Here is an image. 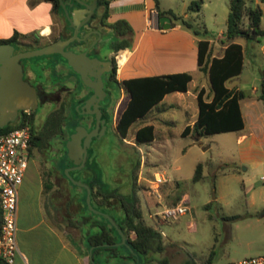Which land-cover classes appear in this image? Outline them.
<instances>
[{"label": "rangeland", "instance_id": "rangeland-1", "mask_svg": "<svg viewBox=\"0 0 264 264\" xmlns=\"http://www.w3.org/2000/svg\"><path fill=\"white\" fill-rule=\"evenodd\" d=\"M157 1L160 11L171 8L177 15L185 12L184 17L193 26L207 31L205 38H217L225 30L229 0H203L196 12L186 8L191 0ZM255 6L261 9L260 28L264 32V2L245 0V8ZM52 18L54 23V14ZM242 21L247 22L246 15ZM234 41L246 46L247 50L241 73L231 77L226 85L236 84L244 92V98L264 96V34L257 41L242 36L235 37ZM121 50L124 49L118 52ZM199 75L198 80L195 77L189 82L186 93L166 94L145 117L128 127L124 138L115 128H110L93 143L89 155L88 161H94L99 173L97 187L113 192L127 206L135 202L143 222L160 232L162 248L156 250L155 240L148 242L147 264H181L187 253L199 264L234 263L254 256L264 238V180L260 179L264 178V161L253 165L241 160L235 131L199 137L191 132L180 135L184 125L191 124L196 117V85L203 84L205 98L210 95L206 76ZM121 77L122 72L117 79ZM113 95L118 97L119 111L126 103L127 94L120 88L119 91L115 89ZM244 102L242 99L241 105ZM54 106V103L39 106L37 116L43 119ZM145 123L153 124L154 138L150 142L137 143L134 130ZM254 127L259 139H264V124L262 129ZM197 163L201 165V178L193 181ZM86 169L90 176V169L87 166ZM155 172L163 177L158 183L154 182ZM55 174L58 176L57 172ZM57 184L59 188L66 185L63 179ZM39 187L36 162L31 160L19 187L20 206L26 208L36 202ZM69 188L81 193L79 186ZM51 191L54 193L57 189ZM180 199H185L187 206L184 214L165 220L149 217L154 210ZM71 209L74 212L73 206ZM231 215L237 217L228 218ZM211 250L213 255L209 257Z\"/></svg>", "mask_w": 264, "mask_h": 264}, {"label": "trees", "instance_id": "trees-1", "mask_svg": "<svg viewBox=\"0 0 264 264\" xmlns=\"http://www.w3.org/2000/svg\"><path fill=\"white\" fill-rule=\"evenodd\" d=\"M264 2V0H259ZM203 0H191L187 4V10L196 12L199 10ZM156 4V3H155ZM159 16L167 15L173 23L179 24L181 27L189 29L193 35L198 36L196 40V66L197 69L206 76L210 97L205 98L203 87H199L195 91V101L197 106L196 117L191 124L184 125L181 136L188 133H194L197 137L214 134L219 132L237 131L243 127V120L238 101L245 96L240 89L228 88L225 81L233 76L238 75L243 66V48L240 43L234 41L237 36H242L246 40L257 41L259 36L264 32L260 28L261 9L258 6L245 8V0H229L228 12L226 15L225 30L223 31L221 43L224 45L222 53L219 56H210L209 41L205 38L207 31L193 26L183 15H177L170 9L158 12ZM247 16V22L242 21L243 16ZM119 38L116 49H129L132 41V28L125 19H117L109 23ZM9 39L0 40V43L9 42ZM115 69L112 71V77L116 80L120 88H123L127 94V100L115 120V130L120 137L124 138L128 127L137 119L145 117L153 107H155L165 94L178 91L186 92L187 83L191 80V74L188 71H180L165 74H153L145 76L128 77L117 80L115 78ZM258 98L262 101L264 108V96L260 94ZM55 112L51 113L41 130L36 136L31 134L29 152L36 147L44 139H49L59 132L62 124V118L54 119ZM26 121H30V116H24L18 123L7 124L0 128V134L5 133L9 129L21 126ZM73 129V123L67 124L66 132ZM134 140L139 142H150L154 138L153 124L145 123L138 126L133 133ZM67 137V133L65 134ZM70 166V161L64 154L55 165V170L59 176L66 180L63 175V169ZM92 176H96L94 180L91 176L81 179L90 186V203L95 209L103 212L111 213L106 208L111 204L119 203L123 206L124 212L119 216H114L119 228L126 237V245L118 246H101L91 250L93 263L95 264H147L148 247L147 244L151 240H155L156 250L162 248L160 243V232L150 225L143 222L140 210L132 202L130 206H126L123 200L118 198L113 192L100 190L96 182L100 179L94 161L88 162L86 165ZM86 168V167H85ZM84 170V169H83ZM80 170L70 171L69 174L74 179H79ZM41 185L44 190L52 188L53 183L47 174L41 171ZM201 178V165L197 163L194 168L192 180L197 181ZM71 187H76L67 181ZM81 188V187H80ZM82 195L76 201L75 205L80 207L83 215L78 219V223H87L89 230L85 231V237L88 247L101 243H115L120 237L115 229L103 217L91 213L85 205V191L81 188ZM74 197L72 198V201ZM237 215H231L228 218H236ZM76 222V223H77ZM74 221H70L72 226H76ZM95 228V229H91ZM132 234V235H130ZM95 253H102V262L96 261ZM213 255V250L209 252V257ZM0 264H7L0 259ZM181 264H199L190 253Z\"/></svg>", "mask_w": 264, "mask_h": 264}, {"label": "crops", "instance_id": "crops-1", "mask_svg": "<svg viewBox=\"0 0 264 264\" xmlns=\"http://www.w3.org/2000/svg\"><path fill=\"white\" fill-rule=\"evenodd\" d=\"M158 7L157 0L111 1L109 20L112 22L121 18L125 19L132 28L131 46L129 49H125L128 53L127 60L121 65L119 72L115 71L116 79L121 72V79H123L180 71L189 72L190 70L196 72L195 75L189 72L191 74L190 81L195 77L197 80L200 78L199 73L201 74V72L196 66V40L199 37L177 23L171 24L173 20L167 15L165 16L169 18L170 23L168 28L157 29L150 26L147 21L149 18L148 10L155 8L159 12ZM165 9L171 10V8ZM185 15L184 12L183 16ZM51 25L52 14L50 4L46 0H0V40L9 39L13 36L15 39H21L30 37L34 33L47 36L50 34ZM222 34L223 30L217 35V38H207L211 57L219 56L222 53L224 48L220 40ZM240 45L243 48L244 56L247 47ZM189 82L187 83V90ZM199 87H203V84H197L194 91ZM227 87L239 89L236 84ZM242 99H245L243 105H241ZM238 103L243 120V127L235 131L237 133L236 143L239 144V156L242 161H249L251 164L257 165L264 161V139H259L254 131V126L261 128L264 124L263 104L256 95L243 97ZM262 131L264 133V129ZM29 162L30 159L28 164ZM88 162V160L85 164L83 162L79 180L90 176L94 180L97 179L95 175H88V169L85 168ZM154 174L158 173L155 172ZM160 176L162 177V175ZM57 178L53 182V189L49 190L42 188L39 178L40 187L35 194L36 202L28 204L26 208L20 206L19 203L21 184L19 185L15 232L18 251L14 257V264H91L90 258L93 259V257L91 252L89 254L85 237V231L89 230L88 224L77 222L83 213L75 203L80 199L82 191L81 193L71 191L66 178V180L63 179L66 185L59 188L57 183L62 178L59 174ZM54 189H57L56 193L51 191ZM73 197L74 200L72 201ZM116 205L117 203H114L106 207L111 211L109 214L113 218L120 215ZM72 206L74 212H72ZM75 216L78 218L76 219ZM70 221L77 222L76 226H72ZM260 243L261 247L254 256L264 255V238L261 239ZM93 256L96 261L102 262V253H95Z\"/></svg>", "mask_w": 264, "mask_h": 264}, {"label": "flooded vegetation", "instance_id": "flooded-vegetation-1", "mask_svg": "<svg viewBox=\"0 0 264 264\" xmlns=\"http://www.w3.org/2000/svg\"><path fill=\"white\" fill-rule=\"evenodd\" d=\"M46 1L50 4L51 14L56 17L54 23L52 18L50 34L42 36L34 33L30 37L9 40L13 46L12 53L36 49L57 39L66 40L73 37L75 32V37L62 50L83 53L93 64L83 80L59 53L18 60L22 79L34 88L36 106L34 109L17 110L14 120L7 124L14 125L24 116H30V121L26 122L31 134L37 136L51 113L55 112L54 119L62 118L59 132L42 140L40 146L30 153V161L36 162L39 178L42 171L53 183L58 179L54 165L66 155L64 143L70 134L66 132L67 124L73 123V129L76 125L83 126L86 131L96 129V134L91 136L86 146L82 144L84 137L81 138L85 154L82 152L77 158L84 157V164L89 159L93 143L101 139L110 128H115V120L122 109L118 111V97L113 95L114 90L119 91L120 87L112 77V71L115 55L120 49L115 48L119 38L109 27L112 0H61L63 6L59 0ZM64 10L69 17L74 11L79 13L76 18L67 20ZM50 103H54V108L43 119L37 116L38 107ZM116 206L122 214L123 206L119 203Z\"/></svg>", "mask_w": 264, "mask_h": 264}, {"label": "water", "instance_id": "water-1", "mask_svg": "<svg viewBox=\"0 0 264 264\" xmlns=\"http://www.w3.org/2000/svg\"><path fill=\"white\" fill-rule=\"evenodd\" d=\"M59 2L63 6L62 1L59 0ZM82 4L84 6L86 5L85 3ZM64 13L67 20H70L71 17L76 18L79 12L74 11L70 17L67 15L65 10ZM158 24L161 25L162 28H168L170 26L169 18L165 15L159 16ZM74 37L75 32L73 37L66 40L57 39L39 48L21 51L15 54L12 53L13 46L11 43H0V128L14 120L17 110L34 109L36 106L34 88L22 79L21 68L18 62L20 58L59 53L63 58H65L67 65L79 73L81 78L85 80L86 71L93 65L92 62L83 53H74L71 51L62 50L63 46L71 41ZM95 134V128L90 131H86L83 126L76 125L74 126L73 131L69 134L64 145L66 156L72 164L71 166L65 167L63 169L64 177L72 185H76L84 189V202L86 208L91 213L97 214L106 219L120 237L119 241L115 243H101L90 246L89 254L91 249L94 247L118 245H126L128 247V244L126 243V237L114 218L109 213L92 207L90 203V186L79 179H74L69 174L70 171L79 170L83 166L84 158H77L78 156H81L82 152L85 154V149L82 148L81 145V138L84 137L82 144L83 146H86L91 136ZM90 262L91 264H95L91 258Z\"/></svg>", "mask_w": 264, "mask_h": 264}, {"label": "built area", "instance_id": "built-area-1", "mask_svg": "<svg viewBox=\"0 0 264 264\" xmlns=\"http://www.w3.org/2000/svg\"><path fill=\"white\" fill-rule=\"evenodd\" d=\"M148 15L147 21L150 26L162 28L158 24L159 14L155 8H150ZM118 55L119 52L115 55V71L119 68ZM114 118L115 116L113 120ZM30 138L31 130L27 122L0 134V259L7 264H14V257L18 251L15 237L17 190L30 159ZM153 178L156 183L162 179L159 174H154ZM260 179L264 180L262 176ZM186 210L185 199H181L175 204L164 205L149 213V217L161 220L174 219L184 214ZM227 264H264V255L251 256Z\"/></svg>", "mask_w": 264, "mask_h": 264}, {"label": "bare ground", "instance_id": "bare-ground-1", "mask_svg": "<svg viewBox=\"0 0 264 264\" xmlns=\"http://www.w3.org/2000/svg\"><path fill=\"white\" fill-rule=\"evenodd\" d=\"M124 52H127V50H121L120 52H119V55H118V57H117V62H118V65H119V68H118V72H119V70H120V67H121V65L123 64V63H125V57H127V54L128 53H126V54H124V56H123V53Z\"/></svg>", "mask_w": 264, "mask_h": 264}]
</instances>
